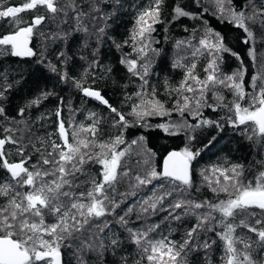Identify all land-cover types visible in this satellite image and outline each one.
Masks as SVG:
<instances>
[{"label":"trees","instance_id":"1","mask_svg":"<svg viewBox=\"0 0 264 264\" xmlns=\"http://www.w3.org/2000/svg\"><path fill=\"white\" fill-rule=\"evenodd\" d=\"M25 2L26 0H0L4 9L22 7ZM80 2L81 0H77V3ZM57 3L62 4L63 0H57ZM98 3L101 13L92 15H102L103 18L92 20L85 17L84 24L88 26L89 31H74L66 40L53 39L52 36L58 31L69 30L75 22L69 18L68 23H60L59 13L57 19L52 20L51 14L42 7L19 12L14 18H0L2 38L15 32L17 27L23 28L31 24L36 14L45 16L44 21L33 29L31 36L32 47L35 50L33 58L22 59L12 56L7 50L0 52V89H7L4 92L5 98L0 99V106L5 110L4 116H0V137L10 135L13 139L22 141L19 147H25L21 156L17 153L18 145L6 143L5 153L9 162H20L30 156L35 164L39 161L41 166L48 168L50 165L42 164V157H47V154L53 151L52 138L57 129L59 130L61 121L67 129L68 138L70 137L69 143L74 142L72 134L76 127L80 129L82 124L88 128L95 122V136L87 131L94 144H90L88 149L81 148V151L93 155L102 151L100 144H111L117 136H121L123 143L116 145V150L124 151L125 155L120 160L121 168L119 171L117 169L115 192L110 191L109 195L117 202H122L115 208L113 215L101 218L108 221V226L103 229L101 235L114 234L121 241L120 246L115 251L107 248L102 254L80 247V240L91 238L92 232L98 231L93 225L99 221L91 220L85 227L91 228L92 232L86 231L82 235L74 233L72 238L61 241L60 252L64 264H81L82 261L84 264H161L163 259L160 261L159 254L153 261L147 259L149 253L143 252L131 241L128 229L144 232L150 226L156 225L155 230L148 233V239L175 241L178 247L198 217L189 213L177 220L170 216L168 209L159 205L155 212L142 211V207H146L142 205V201L150 192L158 191L155 186L166 184L167 181L154 180L147 187L141 186L135 189V196L125 197L121 194L132 191L130 184L135 183L136 174L142 175L149 168L161 171L163 157L169 151L177 149L183 152L186 147L199 153L191 161V187L185 192H174L171 197L165 199L164 204H168L172 199L219 204L221 201L234 199L238 189L248 185L255 186L261 173H264V136L254 130L255 125L251 121L246 124H238L237 121V126H234L233 122L235 103H240L241 107H248L250 97L264 87L262 67L264 27L261 26L260 19L246 21L255 37L253 62L250 55L251 45L243 42L247 34L229 22L227 11L221 15L216 10L214 0H201L199 4L194 0H163L160 5L159 22L153 23L146 17L154 29L145 33L147 39L139 37L140 26L137 20L141 12L155 5V0H98ZM253 3L257 8L261 6V0H253ZM246 5L247 0H231V5L224 0L226 10L234 7L240 11ZM177 6L190 11L196 18L176 17L174 9ZM82 7L89 11L87 2H84ZM247 12H251V5H247ZM17 19L21 21L18 26L14 23ZM101 26L104 27L103 33L98 32ZM208 30L223 35L224 42L231 52L239 56L237 59V56L231 53H223L222 60L217 61L216 74L229 76L236 73L244 96L241 99L233 88L220 84L213 86L210 83L201 99L202 106L198 114L194 116L189 110L194 108V100L189 101V108L181 114L179 107H183L184 96L194 97L197 94L181 88L186 69L175 67L174 64L177 60L182 65L194 63L196 65L194 75L204 80L208 75L204 69L212 57L203 48H201L203 54L192 53L195 47H200L198 42ZM134 33H137L135 38ZM189 44L195 47H190ZM144 45H147L145 48L147 55L139 51ZM153 49L156 51H152ZM61 52L64 56L59 55ZM128 61L136 62V72H142V66L147 64L149 66L147 76L142 80L130 72ZM49 64L55 65L56 71H52ZM77 84L80 87H77ZM188 84L198 87L192 80H189ZM85 88L99 90L107 99L108 105L117 111L112 112L108 105L84 96L82 91ZM45 92L50 95L42 96ZM38 97L39 103L33 104L32 101ZM148 100L159 101L165 111L142 118L137 117L134 110L147 112L151 109V104L145 103ZM21 109L24 110L23 116L20 115ZM57 111L60 113L59 116L55 114ZM117 113L122 114L130 126L124 127L122 122H118ZM203 120L213 123L203 124L201 123ZM197 124L199 127L195 128L180 126ZM162 126H167L168 130L165 131ZM7 128L14 131L7 132ZM173 132L176 134H172ZM81 133L83 131L80 130ZM79 136L85 137L82 134ZM189 137L194 139L190 140ZM132 141L136 143L133 144ZM94 162L95 159L86 158L82 170L72 177L78 185L73 187L72 191L86 192L91 187L92 180L100 179L101 166ZM25 167L29 168L28 162L25 163ZM234 167L239 173L236 181H225L221 172L232 176L231 169ZM125 172L128 173L127 176L123 175ZM9 178L10 174L6 169L0 168V183ZM224 187L227 191L222 190ZM28 190L20 189L24 192ZM63 199L67 201V198ZM7 200V196H0V205L6 204ZM105 203L107 204V201ZM129 208L131 211L127 212ZM183 210L182 208L175 211ZM208 211L207 207L195 209V212L200 214H206ZM252 213L255 215H251ZM120 215H125L127 224L117 222ZM212 215L215 217V220H209L212 230L199 231L198 237L194 234L200 247L188 252L187 256L182 253L178 258L183 260L184 264H225L224 242L217 236V232L225 230L220 223V220L225 218L219 212H213ZM226 219L238 225L243 219L245 224L264 230V214H261L259 208L250 207L240 215L234 213V217ZM44 220L46 224L52 223L55 217L45 210ZM256 220H261V223L256 224ZM207 227L208 225H205V228ZM232 236L234 240L239 237L241 241L252 244L247 251L253 258L264 256V247L257 243L256 233L239 226L235 228ZM206 240L211 244L207 249L202 246ZM235 247L240 250L243 243L236 242Z\"/></svg>","mask_w":264,"mask_h":264},{"label":"snow or ice","instance_id":"2","mask_svg":"<svg viewBox=\"0 0 264 264\" xmlns=\"http://www.w3.org/2000/svg\"><path fill=\"white\" fill-rule=\"evenodd\" d=\"M87 2L89 5V11H85L82 4ZM196 3H201V0H194ZM216 10L223 15L225 11L228 13L229 22L234 23L237 28L243 29L247 34L244 43L250 44V55L253 57L255 62L254 44L255 37L253 31L250 29L246 21H254L260 19L261 26L264 27V0H261V6L259 8L253 3V0H247V5H251V12H247V5L240 11H237L234 7H229L227 10L224 7V0H214ZM228 4L231 5V0H227ZM163 0H155V5L149 9H145L140 13L137 20L139 27L138 35L142 39L145 37L146 32L153 31L152 25L148 23L149 18L155 22L158 21L160 13V5ZM42 7L45 11L51 14L52 20L57 19V14H60V23H68L71 18L75 24L70 26L69 30L58 31L52 36L53 39L66 40L72 32L83 31L88 32L89 28L84 24V18L88 17L92 20L102 19V15H92V13H101V9L98 0H81L77 3V0H63L62 4L57 3V0H26L22 7H7L3 8L0 4V18L16 17V14L25 10H33L37 7ZM176 17L189 16L196 18L192 13H189L179 6L175 9ZM71 12V17H69ZM247 13V14H246ZM45 19L44 15L36 14L33 17L32 23L23 28L17 27V30L11 34L4 35L0 38V52L5 50L10 51L12 56L16 57H31L35 55V52L28 45L30 38L33 35V29L35 26L41 24ZM20 20H14V23L18 26ZM59 28L60 25L58 24ZM98 32L103 33L104 27L98 28ZM137 33H134L133 38ZM225 37L220 33L213 32L212 30L206 31L204 37L199 40V46L195 47L189 44L190 47H195V51L192 53L203 54L201 48L207 51V54L212 57L208 66L204 69L208 73L204 80H200L194 75L193 70L195 64L182 65L179 60L174 64L175 67H184L185 79L181 84V88L184 91L192 93L195 92L197 95L194 97L184 96L183 107H179V111L183 114L185 109L189 108V101L194 100V108L189 109L193 115L198 114L201 105V99L204 96V92L208 89L209 84L213 86L220 84L225 87L233 88L237 94L243 99L244 93L241 87V82L238 81L237 74L233 73L229 76H218L216 74L218 60H222L223 53H231L232 55L239 56L231 52V49L225 44ZM147 45L142 46L139 51L144 55H147L145 48ZM179 47V45H178ZM156 51V50H152ZM60 56H64V53H59ZM66 59V58H65ZM128 70L133 74L138 75L140 79H144L148 74V65L142 66V72H136V62L128 61ZM243 65V61H241ZM52 71H56L55 65L49 64ZM264 67V65H262ZM243 68L240 70L242 77ZM255 77L253 78V87L255 88ZM192 80L198 87H193L188 84V81ZM147 83V81H145ZM186 86V87H185ZM77 87H80L77 84ZM7 89H0V99H4V92ZM179 91V90H178ZM84 95L94 97L104 104H108L98 91H91L89 89H83ZM50 93H42V96L46 97ZM39 97L33 100V104L39 103ZM145 103L151 104L149 111L134 110V114L137 117H143L149 114H160L165 110L163 105L159 101L148 100ZM256 105H259L258 107ZM112 112H116L115 108L108 105ZM211 107V105H208ZM139 107V106H138ZM252 108L253 110H250ZM235 121L234 126L238 124H246L249 121L255 125V131L259 135L264 136V87H262L257 94L250 97L249 106L241 107L240 103L234 105ZM215 110V109H214ZM4 107L0 106V116H4ZM59 116V111H57ZM20 115H24V110H20ZM119 121L122 122L124 127L130 126L129 122L125 120V117L117 113ZM203 124H211L213 121L203 120ZM185 127H199L197 125H180ZM27 127V126H26ZM164 130L167 131V126ZM219 127V124H217ZM81 131H89L91 135L95 136V122L88 128L81 126ZM7 132H13L12 128H7ZM59 133L63 138V144H57L52 142V152L47 154V157H42L43 165H50L46 169H41L37 164L32 165V170L26 168L24 165L27 162L26 159H22L20 162H9L5 153V144L10 143L18 145L17 153L23 156L25 147H19L22 141L13 139L12 136H5L0 138V168L6 169L10 174L9 180L0 183V196H7V203L0 205V264H62L60 242L65 239L73 237L74 233L83 234L84 232H92L91 228H86V225L90 224L91 220L99 221V223L93 225L97 232H92L91 238H85L80 240L79 246L87 248L90 251H96L100 254L107 248H111L115 251L121 244V241L113 234L111 236H103V229L108 226V221L101 218L109 215H113L115 208L119 206V203L114 198H110L109 192H115V183L117 181V169L120 166L121 157L125 155L124 151H117L116 145L123 143L121 136H117L111 144H100L101 152L95 155L89 152H82L81 148L88 149L90 144H94L93 140L87 138H79V134L74 132L73 143H69L68 134L65 131L63 121L59 124ZM172 134H176L173 132ZM194 139V137H189ZM31 137L29 138V142ZM136 143V141H132ZM57 149L59 151H57ZM108 153H111L110 155ZM198 152H194L189 148H185L183 152H172L169 154L167 159L163 163L162 171H157L154 168H149L142 175L136 174L134 176L135 183L130 184L132 191L124 192L122 196H135V189L152 184L154 180L167 181L166 184L155 186L158 191L150 192L148 197L142 201L143 212H155L157 206L169 210L170 216L174 219L179 220L181 216L186 214H193L198 217L197 222L193 224L192 228L186 232L185 238L182 243L177 247L175 241L165 240H149L148 233L155 230L156 225L150 226L145 229L144 232L133 231L128 229L129 238L131 241L141 248L145 253H149L147 259L153 261L157 259V254L162 258L168 256L172 264H184V261L178 259L183 253L187 256L188 252L200 247V244L195 240L199 235V231L212 230V225L209 224V220H215L212 215L213 212H219L225 219H221L220 223L224 226L225 230L217 232V236L224 242L225 250V264H264V256L253 258L252 254L247 249L252 247L250 242L241 241L239 237L235 240L232 236L236 227L243 226L248 228L250 232L256 233L258 240L257 243L261 247H264V230L258 229L252 225L245 224L242 219L238 224L235 222H228L226 218L240 215L245 209L250 207L259 208L261 214H264V173H261L260 179L257 181L255 186H245L238 189V194L234 199H228L227 201H221L219 204H208L207 202L198 203L191 200L183 199H172L169 200L168 204H164L166 198L171 197L174 192H185L191 187V161L195 159ZM48 157H51L49 159ZM29 156L27 159H30ZM87 160L95 159L97 163L102 165L100 179L92 180L91 187L88 191H81L76 193L72 191L73 187H78L75 184L74 179L69 177H75L77 172L81 171L82 165ZM75 161V162H74ZM239 167V166H237ZM217 171V169H214ZM233 175L228 176L224 172L221 175L225 181L232 180L236 181L239 173L236 172V168L231 169ZM123 175L127 176L125 172ZM51 176L53 179L46 180L45 177ZM133 178H130V180ZM179 182V183H176ZM219 183V180H217ZM183 185L184 187H181ZM107 186V187H106ZM28 188L27 192L20 191V189ZM223 191H227L224 187ZM11 193V195H10ZM63 198H67L65 201ZM107 201V204L105 203ZM207 207L209 211L206 214L196 213L195 209ZM184 209L181 212H176V209ZM45 210L47 213L55 217L54 222L45 223L44 216ZM75 210V211H73ZM239 210V211H237ZM131 208L127 210L130 212ZM125 213V215L127 214ZM125 215H120L117 218L118 223L127 224ZM251 215H255L252 213ZM33 218H39L38 220ZM256 224H260L261 220H256ZM205 225H208L205 228ZM47 235L52 239H45ZM105 241L108 243L106 244ZM142 241L144 242L142 244ZM236 242L243 243V248L238 250L235 247ZM215 243V241H212ZM146 245V246H145ZM203 248L207 249L211 247V244L206 240L203 242ZM81 264H84L82 261Z\"/></svg>","mask_w":264,"mask_h":264},{"label":"rangeland","instance_id":"3","mask_svg":"<svg viewBox=\"0 0 264 264\" xmlns=\"http://www.w3.org/2000/svg\"><path fill=\"white\" fill-rule=\"evenodd\" d=\"M185 11H187V12H189L190 13V11H188V10H186L185 9ZM244 93V92H243ZM81 126H83L82 124L80 125V128H81ZM84 128H85V126H83ZM74 132H76V133H78L79 135H81L82 134V136H85V137H88L87 139H89V140H92L91 139V135L87 132V131H83V133H81L80 134V129L79 128H75V130L73 131V133ZM85 137H80L79 136V138H85ZM69 140H70V137H69ZM52 142H55V143H57V144H63V139H62V137L60 136V134H59V132H58V129H57V131H56V133H55V136L52 138ZM11 150V149H10ZM9 150V151H10ZM57 151H59L58 149H57ZM82 152H85V151H82ZM109 154V153H108ZM25 157V156H24ZM26 161L29 163V170H32V165H34L35 163L33 162V161H31V158L30 159H27L26 158ZM75 162V161H74ZM95 164L97 163L96 162V160H95V162H94ZM97 164H99V163H97ZM100 165V164H99ZM37 166L38 167H41V169H46V166L44 167V166H41L40 164H37ZM101 166V168H100V170L102 169V165H100ZM99 166V167H100ZM82 168H83V165H82V167H81V170H82ZM119 168H121V165L119 166ZM119 168H118V171H119ZM49 177V178H48ZM48 177H45V179L46 180H49V179H53V177H51V176H48ZM69 179H72V177H69ZM75 188V187H74ZM45 239H51V237H48V236H45L44 237ZM168 256H163L162 258L160 257V261L163 259V262L161 263V264H170V260H169V258H167Z\"/></svg>","mask_w":264,"mask_h":264},{"label":"water","instance_id":"4","mask_svg":"<svg viewBox=\"0 0 264 264\" xmlns=\"http://www.w3.org/2000/svg\"><path fill=\"white\" fill-rule=\"evenodd\" d=\"M30 48H32L33 49V51L35 52V50H34V48L32 47V42H31V38H30V43H29V45H28ZM35 55H33V56H31V57H19V58H22V59H31V58H33ZM86 89H89V90H91V91H98L99 93H100V95L105 99V97L101 94V92L99 91V90H97V89H92V88H86ZM82 94L84 95V92L82 91ZM84 96H86V95H84ZM87 98H89V99H93V100H95V101H97L98 103H101V104H103V105H105L106 106V104H104V103H102L101 101H99V100H97V99H95L94 97H91V96H86ZM105 100H107V99H105ZM108 105V104H107ZM65 126V125H64ZM59 131V130H58ZM65 131H66V133H67V129H66V127H65ZM60 134V133H59ZM1 138V137H0ZM63 139V138H62ZM172 152H180L179 150H171V151H169L164 157H163V160H162V163H161V171H162V169H163V163H164V161L167 159V157L169 156V154L170 153H172ZM18 163V162H17ZM191 163V162H190ZM25 166V165H24ZM190 172H191V180H192V165H191V169H190ZM61 261H62V264H64V258H63V255H62V253H61Z\"/></svg>","mask_w":264,"mask_h":264},{"label":"bare ground","instance_id":"5","mask_svg":"<svg viewBox=\"0 0 264 264\" xmlns=\"http://www.w3.org/2000/svg\"><path fill=\"white\" fill-rule=\"evenodd\" d=\"M182 9H183V7H182ZM2 100V99H1ZM2 102V101H1ZM1 104V103H0ZM56 114V113H55ZM9 126V125H8ZM175 150H177V149H175ZM180 151V150H179ZM180 152H182V151H180Z\"/></svg>","mask_w":264,"mask_h":264}]
</instances>
